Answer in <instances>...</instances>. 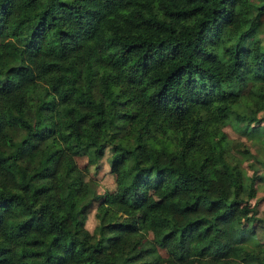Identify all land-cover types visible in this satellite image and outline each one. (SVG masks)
<instances>
[{
  "label": "trees",
  "instance_id": "16d2710c",
  "mask_svg": "<svg viewBox=\"0 0 264 264\" xmlns=\"http://www.w3.org/2000/svg\"><path fill=\"white\" fill-rule=\"evenodd\" d=\"M263 33L264 0H0V264H264V136L211 138L264 134Z\"/></svg>",
  "mask_w": 264,
  "mask_h": 264
},
{
  "label": "rangeland",
  "instance_id": "374dc122",
  "mask_svg": "<svg viewBox=\"0 0 264 264\" xmlns=\"http://www.w3.org/2000/svg\"><path fill=\"white\" fill-rule=\"evenodd\" d=\"M264 34V33H263ZM262 34V35H263ZM248 88H246V91L241 92L242 94L246 93ZM260 125L262 123H259ZM256 125V124H252ZM263 135H253L252 137L248 138L247 136L241 135L237 130H234L230 124L222 125L221 127H217L214 132L211 134V138L214 141H217L223 137H227L232 140L234 144H237L236 147L243 148L244 146H247L250 151L255 152L256 148L258 147L259 142L262 141ZM264 138V137H263ZM240 146V147H239ZM235 149V148H234ZM234 153L241 157L238 151L234 150ZM109 150L105 149L104 156L100 159L98 164H92L88 161L86 155L76 156V162L78 166L82 169L87 170V176L92 178L94 181H96L97 184V191L100 194H103L105 192H113L115 190V181H114V174L110 172L109 164H108V157H109ZM242 164L246 166V161L242 160ZM248 172L251 173V170L248 169ZM255 189L256 193L255 195L249 199V203L253 208L257 209V215L260 217L263 216L264 211V180L259 181L257 180L255 183ZM148 196L150 200H156L161 198V192L157 189L151 188L148 192ZM98 202L96 201L93 206L90 208V210L86 214L85 218V227L88 230H92L94 226L97 224L99 218H98ZM239 228H247L248 224L245 221H241L238 225ZM245 234H242L241 237V243L247 247L248 249L259 251V249L264 248V238H258L257 234L255 233H249L247 230H244ZM259 234V233H258ZM192 264H206L205 262L201 260H193Z\"/></svg>",
  "mask_w": 264,
  "mask_h": 264
}]
</instances>
